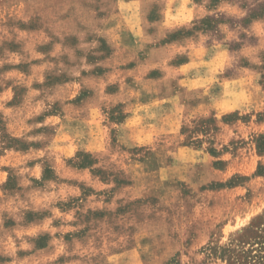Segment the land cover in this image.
Returning a JSON list of instances; mask_svg holds the SVG:
<instances>
[{
  "label": "rangeland",
  "instance_id": "374dc122",
  "mask_svg": "<svg viewBox=\"0 0 264 264\" xmlns=\"http://www.w3.org/2000/svg\"><path fill=\"white\" fill-rule=\"evenodd\" d=\"M262 135L264 0H0V264H223Z\"/></svg>",
  "mask_w": 264,
  "mask_h": 264
},
{
  "label": "trees",
  "instance_id": "16d2710c",
  "mask_svg": "<svg viewBox=\"0 0 264 264\" xmlns=\"http://www.w3.org/2000/svg\"><path fill=\"white\" fill-rule=\"evenodd\" d=\"M258 148L264 151V135L258 139ZM208 250V257L223 264H264V216L254 219L228 243Z\"/></svg>",
  "mask_w": 264,
  "mask_h": 264
}]
</instances>
